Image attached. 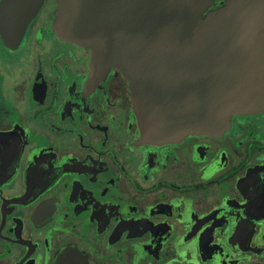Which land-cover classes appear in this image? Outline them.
Listing matches in <instances>:
<instances>
[{"label": "flooded vegetation", "instance_id": "flooded-vegetation-1", "mask_svg": "<svg viewBox=\"0 0 264 264\" xmlns=\"http://www.w3.org/2000/svg\"><path fill=\"white\" fill-rule=\"evenodd\" d=\"M57 19L43 0L11 44L0 17V264H264V110L149 142Z\"/></svg>", "mask_w": 264, "mask_h": 264}, {"label": "water", "instance_id": "water-1", "mask_svg": "<svg viewBox=\"0 0 264 264\" xmlns=\"http://www.w3.org/2000/svg\"><path fill=\"white\" fill-rule=\"evenodd\" d=\"M43 0H5L11 44ZM57 0V33L92 49L94 79L130 81L152 143L223 133L234 115L264 110V0Z\"/></svg>", "mask_w": 264, "mask_h": 264}]
</instances>
